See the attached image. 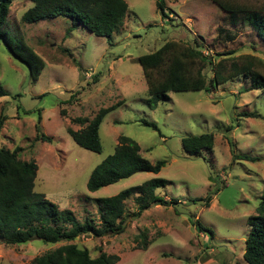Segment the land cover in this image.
I'll return each mask as SVG.
<instances>
[{
    "label": "rangeland",
    "instance_id": "374dc122",
    "mask_svg": "<svg viewBox=\"0 0 264 264\" xmlns=\"http://www.w3.org/2000/svg\"><path fill=\"white\" fill-rule=\"evenodd\" d=\"M126 1L129 11L111 39L81 25L73 27L72 20L64 16L26 23L22 16L33 2L12 3V27L44 59L45 68L33 81L28 66L0 38V80L8 92L0 97V115L7 117L0 147L18 149L23 159L36 160L35 190L60 211L72 212L81 223L90 218L100 224L97 199L101 197L155 177L168 180L156 193L173 203H153L133 217L141 204V194L134 193L125 201L128 215L123 233L99 238L85 235L71 241L88 248L92 256L101 251L116 254L120 257L116 264H248L243 254L249 219L264 195V91L246 90L251 82L239 76L209 91L170 92L169 99L150 108L137 58L169 40H182L203 45L205 52L217 58L219 53H228L223 57L237 60L252 54L264 59V42L251 24L242 18L233 22L214 0H164L169 15L165 20L157 0ZM235 1L264 5V0ZM207 73L213 77L212 69ZM97 74L99 81L93 83ZM119 102L122 105L101 124V152L74 141L68 128L77 130L81 125L73 118L92 119L100 109ZM244 112L259 116L248 117ZM145 121L155 123L158 130ZM212 132V150L190 156L183 149L184 136ZM42 133L52 142L41 139ZM122 135L136 141L152 163L166 160V165L158 173L138 172L89 191L93 169L114 153ZM228 138L236 144V154L256 159L235 160ZM199 222L204 230L197 226ZM143 237L147 249L139 248ZM65 243L41 239L21 245L0 242V264H27Z\"/></svg>",
    "mask_w": 264,
    "mask_h": 264
},
{
    "label": "trees",
    "instance_id": "16d2710c",
    "mask_svg": "<svg viewBox=\"0 0 264 264\" xmlns=\"http://www.w3.org/2000/svg\"><path fill=\"white\" fill-rule=\"evenodd\" d=\"M15 0H0V38L6 43L11 54L24 62L33 81H37L45 68L44 59L29 45L25 36L15 30L9 21V12ZM33 5L22 16L26 23L64 16L70 18L73 27L84 26L97 36L112 38L123 25L129 5L126 0H29ZM157 8L163 13L164 20L169 18L165 11L164 0H157ZM222 12L231 17L233 22L240 18L251 24L258 38L264 42V5L254 7L235 0H214ZM166 22V21H165ZM224 30V29H223ZM219 53L215 57L205 52L204 46L185 43L182 40H169L160 48L140 55L137 62L141 65L147 83V105L156 108L158 103L169 99L170 92L209 91L211 87L227 83L239 76H245L251 82L246 90L264 91V59L243 54L238 59H229ZM229 62V63H228ZM213 70L209 78L207 71ZM99 74L94 75L93 83L99 81ZM8 92L0 80V97ZM125 102V101H124ZM122 105L120 102L102 108L92 118L76 117L71 121L80 124V129L68 128L74 141L81 147L101 152L102 142L100 127L105 116ZM61 113L66 115L65 110ZM243 115L259 116L256 112H244ZM7 119L0 115V132ZM41 121V116H40ZM144 124L158 130L153 122ZM40 131V128L38 127ZM41 132V131H40ZM40 138L52 142L44 133ZM233 158L256 159L248 155L236 154V144L228 138ZM215 134L189 135L182 138V147L190 156L202 155L204 150H212ZM166 160L152 163L141 153L140 145L128 136L119 137L113 154L107 156L92 171L87 188L91 192L127 179L138 172L158 173L166 165ZM38 175L36 160L23 159L18 149L0 147V242L7 245H21L41 239L49 243L64 245L38 255L27 264H116L120 257L101 251L92 256L88 248L72 243L81 236L104 237L123 233L127 227L125 201L134 193L138 198L139 211L133 217L153 203L169 205L173 201L159 197L158 188L165 187L168 180L155 177L142 184L127 187L115 195L101 197L99 202L100 224L90 218L81 223L76 221L72 212L60 211L57 204L51 202L44 193L35 190ZM207 198V204L211 201ZM197 222V221H196ZM66 223V224H65ZM70 226H67V225ZM250 232L245 241L244 259L248 264H264V195L258 203L256 214L249 219ZM197 226L205 228L199 222ZM139 248L147 249L148 241ZM140 246V245H139Z\"/></svg>",
    "mask_w": 264,
    "mask_h": 264
}]
</instances>
